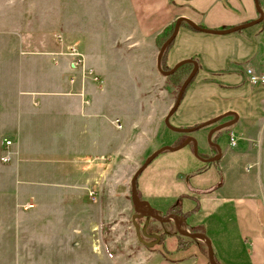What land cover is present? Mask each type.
<instances>
[{
  "label": "crops",
  "instance_id": "crops-1",
  "mask_svg": "<svg viewBox=\"0 0 264 264\" xmlns=\"http://www.w3.org/2000/svg\"><path fill=\"white\" fill-rule=\"evenodd\" d=\"M259 2L264 12V0ZM108 3L109 15L118 16L116 27L109 30L118 33L125 48L135 51L122 59H142V53L150 57L156 54L157 58L159 41L172 30L178 17H187L209 29H224L258 17L254 0H108ZM24 30L18 35L15 29L0 30L14 38L9 46L14 52L15 48L23 51V43H29L23 39ZM4 35L0 37L2 47ZM74 37L79 39L65 33L60 46L63 48ZM167 49L168 67L184 59L198 63L197 73L172 115L174 126L193 127L233 111L237 121L226 129L235 135L239 123L249 125L254 121L257 111L251 106L253 99H247L244 105L239 98L250 89V81L236 67L243 63L264 66V17L255 25L227 34L201 32L182 22ZM2 58L0 67L11 66L15 82L5 93L0 91V143L3 137L13 140L11 162H0V264H21L19 236L29 225L28 214L35 201H39L38 193L55 187L70 192L98 190L105 185L114 166H117L116 179L111 185L125 187L124 163L127 137L131 133L127 135L126 127L118 129L113 122L124 117L126 105L119 93L114 103L115 94L105 83L109 78L105 66L101 68L102 86L98 88L91 79L85 80L83 86L81 72L71 67L66 56L55 60L26 59L15 53L13 57ZM86 61L89 67L97 69L92 59ZM234 118L226 114L220 121ZM204 128L193 131L196 133L192 136L197 139L199 153L209 154L206 137L210 125L207 131ZM180 134L187 133L175 132L161 140L164 145L169 142L179 145L186 139ZM134 137V144L128 146H133L136 157L130 160L138 167L151 147H143L142 139ZM221 140V157L209 165L194 155L190 144L160 153L138 175L137 194L142 204L156 215L177 212L183 217L178 219L182 231H203L210 239L217 264H264V207L258 191L253 185L227 183L228 175L248 156L230 150L229 141L223 144ZM213 164L224 171L225 181L220 175V186L218 183L213 186L218 179ZM196 171L187 183L186 175ZM28 203L32 207L24 209ZM139 220L143 225V218ZM169 225L171 235L174 226ZM204 243L206 239L198 236V241L185 249L156 250L166 261L164 264H207Z\"/></svg>",
  "mask_w": 264,
  "mask_h": 264
},
{
  "label": "rangeland",
  "instance_id": "rangeland-1",
  "mask_svg": "<svg viewBox=\"0 0 264 264\" xmlns=\"http://www.w3.org/2000/svg\"><path fill=\"white\" fill-rule=\"evenodd\" d=\"M23 2L24 0H0V30L15 29L17 30L15 34L18 35L21 29H25L26 35L23 39L29 41L23 43L21 49L23 51L15 48L14 52L13 48L9 47L14 38L0 32V37L4 35L1 38L4 47L0 46V57L6 59L17 53L26 59H57L65 56L63 52L66 45L76 42L83 50L85 65L88 68L100 77L102 67L105 66L108 70L109 78L105 79V83L115 94V104L118 93L125 99L124 117H121L123 121L119 120L122 125L124 123V129L127 128L125 129L127 135L131 134L127 137L124 163L125 187L111 185L116 179L114 174L117 166H114L105 185L98 190L70 192L52 187L50 191L38 193L39 201H35V207L30 208L28 214L29 225L19 236V247L23 251L20 257L21 264H164L166 261L158 254L156 248L180 250L189 247L191 243L186 244L184 240H180L175 234V229L173 234L162 238L163 246H157L159 242L153 246L146 245L137 237L131 221L135 213L131 179L146 158L164 146L162 141L175 133L166 127L164 118L174 104L179 88L190 73L192 65L187 64L177 69L175 74L164 76L156 68V54L150 57L142 53L140 54L143 56L142 59H122L127 55H133L135 51L125 48L118 40V33L109 30L116 27L118 16L109 15L108 0H29L28 4ZM171 32L172 30L159 41V47ZM65 33L80 40L71 38V42L62 48L57 35L61 34L63 39ZM86 59H92L98 70L89 67ZM165 61L167 59L163 62ZM236 68V71L242 73L245 78H248L247 69L255 73H264L263 65L255 67L243 63ZM80 72L84 86L85 80L91 78L84 77L82 71ZM12 73L8 64L0 67L1 92L5 93L14 85ZM97 86L101 88L102 85L97 83ZM249 88L239 98L244 105L247 99H253L251 106L257 111V114L254 112L256 118L249 125L245 122L242 125L239 123L234 130L236 144L229 145L230 150L247 154L248 159L243 160L241 166L237 165L228 175L227 178L230 180L227 183L254 186L264 207V84L250 82ZM173 117L170 119L171 123ZM207 127L204 130L207 131ZM195 133L180 134V137L187 138ZM134 134L142 139L143 147L147 145L151 147L142 157L138 167H134L130 160L136 157L132 151L133 146H128L134 144L136 139ZM229 134V130H221L223 144L229 141ZM172 144L173 142H169L166 145ZM213 166L218 175L213 186L218 183L220 175H223L224 183V171L214 164ZM190 183L192 185V181ZM138 207L144 211L149 210L142 201ZM143 221V224L148 223L149 228L153 230L166 226L169 228V223H173V220L168 223L148 216H145ZM137 223L141 224V221L137 219ZM207 238L209 239L208 236ZM194 239L197 242L198 235ZM204 245L207 247V244ZM205 255L206 263L210 264L208 247Z\"/></svg>",
  "mask_w": 264,
  "mask_h": 264
},
{
  "label": "water",
  "instance_id": "water-1",
  "mask_svg": "<svg viewBox=\"0 0 264 264\" xmlns=\"http://www.w3.org/2000/svg\"><path fill=\"white\" fill-rule=\"evenodd\" d=\"M255 3V8L258 12V17L247 21L245 23L239 24V25H235L232 27H228V28H224V29H209V28H205L202 27L200 25H198L197 23H195L194 21H192L191 19L187 18V17H178L174 23L173 29L171 34L165 39V41L162 43V45L159 48L158 54H157V58H156V68L157 70L164 76H168L172 73H174L178 68H180L181 66H183L184 64H192V69L190 71V73L188 74V76L184 79V81L182 82L178 94L176 96V99L174 101V104L172 105L171 109L168 111V113L166 114L165 118H164V124L166 125V127L174 132H178V133H191L193 131L199 130L203 127H207L209 125H212L218 121L221 120V118H223L226 114H232L234 115V119L232 120H228L225 122H220L217 125L213 126L207 133V143L210 146H214L216 148V150L218 151V156H221V146L218 142H214L211 140V134L213 132H217L220 131L222 129H225L227 127H230L231 125H233L236 121H237V114L233 111H229L226 112L224 114L218 115L216 117H213L207 121H204L202 123H199L193 127H177L174 126L171 122H170V117L174 114V112L177 110L183 95L185 93V90L187 88V86L189 85V83L191 82V80L193 79V77L196 75L197 70H198V63L196 60L194 59H184L181 60L180 62L176 63L173 67H171L169 70H163L161 67V60H162V56L165 52V50L167 49V47L169 46V44L173 41V39L175 38V36L177 35V32L179 30V27L181 25L182 22H185L189 27L201 31V32H206V33H211V34H227L230 32H235L238 30H242L245 29L247 27H250L252 25H255L259 22H261L263 20L264 17V12L263 9L261 8L260 2L259 0H254ZM189 144L193 145V152L194 155L196 157H198L201 161L203 162H211L213 160L217 159V156L212 157L210 159H206V158H201V156L199 155V151H198V142L197 139L194 136H188L182 143H180L179 145H164L162 147H160L159 149L155 150L154 152H152L144 161V163L141 165V167L139 169L136 170V172L134 173L132 179H131V196L134 199V203H135V213L132 215L131 217V221L133 226L135 227V231H136V235L137 237L143 241L146 245L149 246H153L154 244L159 242L160 236L154 235L156 237V239L154 241L148 242L146 241L144 238L147 236L146 234V225L145 224L144 227L141 228L140 224L137 223V218H141L144 216H148L151 218H154L158 221H167L168 219L172 218L173 220V225H174V229L176 231L177 234H180L182 236H187V237H195V236H202L206 239V244L208 247V258H209V262L210 264H216L211 252V242L210 240L207 238V236L203 233V231L200 230H193V231H189V232H185L182 231L179 226H178V219L181 220L183 219V217H181L180 215L174 214V213H170L168 215H164V216H158L156 214H154L152 211L146 210L144 211L143 209H141L140 207H138V205L141 203V200L139 199L137 193H136V181H137V177L138 175L143 171V169L148 165V163L153 160L157 155H159L160 153L166 151V150H178L181 149ZM195 173L197 172H192L186 175V182L188 183V179L189 177L193 176ZM222 183V178H220L217 186H220ZM193 191L198 192L197 189H193Z\"/></svg>",
  "mask_w": 264,
  "mask_h": 264
},
{
  "label": "built area",
  "instance_id": "built-area-1",
  "mask_svg": "<svg viewBox=\"0 0 264 264\" xmlns=\"http://www.w3.org/2000/svg\"><path fill=\"white\" fill-rule=\"evenodd\" d=\"M58 40L63 43L62 35H57ZM65 56L68 57L70 65L72 68L82 71L84 77H90L92 81L95 83H100L102 81L101 77L95 73L92 69L88 68L85 65V57L78 45L72 43L65 46V51L63 52ZM55 60V59H54ZM246 74L248 76V80L251 83H262L264 84V73H255L251 69L246 70ZM70 81H74V77L70 78ZM88 102V101H86ZM115 126L120 129L123 127L122 122L119 119L114 120ZM13 144V140L11 138L3 137L0 143V162L2 164H9L12 159L11 146ZM229 144L234 146L236 141L234 139V135L231 132L229 134ZM32 207L31 203L26 204L23 208L27 209Z\"/></svg>",
  "mask_w": 264,
  "mask_h": 264
},
{
  "label": "flooded vegetation",
  "instance_id": "flooded-vegetation-1",
  "mask_svg": "<svg viewBox=\"0 0 264 264\" xmlns=\"http://www.w3.org/2000/svg\"><path fill=\"white\" fill-rule=\"evenodd\" d=\"M222 119V118H221ZM221 121H218L217 122V124L218 123H220ZM215 124H212V125H210V129L214 126ZM228 128V127H227ZM209 129V130H210ZM226 129V128H225ZM223 130V129H222ZM222 139V136H221V130L220 131H217V132H213L212 134H211V140L212 141H214V142H218L219 143V141ZM199 155L201 156V158H206V159H210V158H212V157H215V156H217V159L216 160H213V161H211V162H203V163H205L206 165H209V164H211V163H216V162H218L219 161V158L221 157V156H218V151L216 150V148L214 147V146H210V152H209V154H207V153H199ZM201 169H199V171H200ZM196 172H198V171H196ZM145 217V216H144ZM144 217H141V218H144ZM141 218H137V219H141ZM145 226V224H143V226H141V228L142 227H144ZM146 234H147V236L145 237L146 239H147V241L149 242V241H154L155 239H156V237L154 236V235H159L160 236V239H159V242H161L162 241V237H165V235H169L170 234V231H168V229H167V226L165 227V228H159V229H157V230H153V229H151V228H149V224L147 223V225H146Z\"/></svg>",
  "mask_w": 264,
  "mask_h": 264
},
{
  "label": "trees",
  "instance_id": "trees-1",
  "mask_svg": "<svg viewBox=\"0 0 264 264\" xmlns=\"http://www.w3.org/2000/svg\"><path fill=\"white\" fill-rule=\"evenodd\" d=\"M165 54H166V51L164 52V54H163V56H162V60H161V66H162V68L164 69V70H169L170 69V67H168L166 64H165V62H163L164 61V59H165ZM180 69V68H179ZM178 69V70H179ZM176 73V72H175ZM175 73H173V74H175ZM199 171V170H198ZM174 209V208H173ZM172 208H171V210H173ZM174 214H177V212H174V211H172ZM178 215V214H177ZM176 235H177V237L181 240H184V243H186V244H190V243H192L194 240L193 239H191L190 237H185V236H182V235H180V234H177L176 233ZM163 238V237H162ZM161 238V239H162Z\"/></svg>",
  "mask_w": 264,
  "mask_h": 264
}]
</instances>
